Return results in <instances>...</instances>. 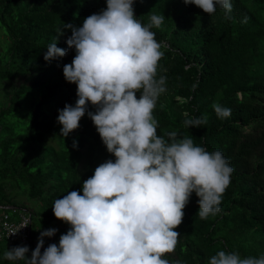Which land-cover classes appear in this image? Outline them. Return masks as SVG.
<instances>
[{"label": "trees", "instance_id": "trees-1", "mask_svg": "<svg viewBox=\"0 0 264 264\" xmlns=\"http://www.w3.org/2000/svg\"><path fill=\"white\" fill-rule=\"evenodd\" d=\"M231 2L228 19L223 9L210 16L188 10L178 0H134L135 15L143 23L152 14L165 15L163 25L152 29L165 45L158 75L166 76V86L181 98L175 102L180 112L173 111V101L155 109L158 134L167 138L175 131L181 138L191 137L210 152L220 150L234 168L215 216L201 219L199 198L192 193L183 221L174 229L180 233L178 245L168 256L182 264H207L219 250L241 257L264 254V79L254 70L264 64V0ZM106 7V0H0V83L10 84L8 103L0 99V212H13L21 193L37 203L35 209L22 204L31 213L32 241L0 239V264H24L5 259L4 252L28 246L30 258L47 229L57 232L44 237V248L58 245L70 225L54 216V201L68 191L82 195L83 181L95 168L115 160L87 112L68 137L61 136L57 122L58 110L77 100V86L63 75V66L75 56L66 43L71 29L58 38L57 30L64 23L82 26L85 18ZM54 42L67 55L45 61ZM21 77L32 81L14 84ZM214 103L230 108L231 115L218 117ZM88 111H95L90 103ZM185 113L207 116V123L186 127Z\"/></svg>", "mask_w": 264, "mask_h": 264}, {"label": "clouds", "instance_id": "clouds-1", "mask_svg": "<svg viewBox=\"0 0 264 264\" xmlns=\"http://www.w3.org/2000/svg\"><path fill=\"white\" fill-rule=\"evenodd\" d=\"M178 1L188 10H203L210 16L223 9L231 19V0ZM106 4V9L85 18L82 26L64 23L57 30L58 38L71 29L66 43L75 49V56L63 66V75L77 86L75 106L65 104L58 110L57 122L62 126L61 136L68 137L87 112L115 160L108 159L95 168L83 181L82 195L68 191L54 201V216L70 225L58 245L44 248V237L57 232L47 229L40 233L30 258L28 246H15L3 254L9 261L182 264L165 254L173 253L178 245L180 233L174 229L181 225L192 193L199 198V217L207 219L220 212L230 186L234 168L220 150L210 152L175 131L167 133V138L158 134L154 111L167 91V78L158 75L165 45L157 41L152 29L163 25L165 15L152 14L149 22L143 23L135 15L134 0H106ZM96 7L95 3L90 9ZM66 55L54 42L48 45L44 60ZM254 70L263 80L264 64ZM238 94L241 96V91ZM89 103L94 112L88 111ZM212 108L220 118L231 115L230 108L218 103ZM184 115L186 127L207 123V116ZM207 264H264V254L241 257L239 252L219 250Z\"/></svg>", "mask_w": 264, "mask_h": 264}, {"label": "built area", "instance_id": "built-area-1", "mask_svg": "<svg viewBox=\"0 0 264 264\" xmlns=\"http://www.w3.org/2000/svg\"><path fill=\"white\" fill-rule=\"evenodd\" d=\"M11 208L13 212L8 210L0 212V239L7 238L23 244L30 243L32 241V217L28 207L19 205L11 206Z\"/></svg>", "mask_w": 264, "mask_h": 264}, {"label": "rangeland", "instance_id": "rangeland-1", "mask_svg": "<svg viewBox=\"0 0 264 264\" xmlns=\"http://www.w3.org/2000/svg\"><path fill=\"white\" fill-rule=\"evenodd\" d=\"M31 81H32L31 78L29 79L27 77H21V78L17 79L16 81H14V84L21 85L23 83H26V85H28ZM166 87H167V91L159 97L156 109H158L159 107L164 108L169 103V101H173L174 102L173 111L174 112H180L179 105L175 102L178 99L181 100V98L173 96V88L171 86H166ZM9 89H10L9 83H0V99L2 102L8 103V100L5 97L9 91ZM16 198H17L16 199L17 203L19 205L28 204L29 209H33V208L35 209L37 207V203L35 201H33L32 199H30L28 197V195H26V194L21 193ZM165 255H166V258L169 259V257H168L169 254H165Z\"/></svg>", "mask_w": 264, "mask_h": 264}]
</instances>
